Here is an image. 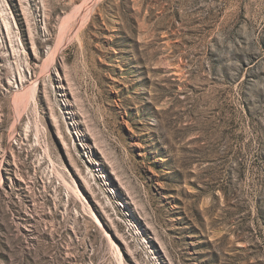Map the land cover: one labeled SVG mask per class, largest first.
I'll return each mask as SVG.
<instances>
[{
	"label": "rangeland",
	"instance_id": "rangeland-1",
	"mask_svg": "<svg viewBox=\"0 0 264 264\" xmlns=\"http://www.w3.org/2000/svg\"><path fill=\"white\" fill-rule=\"evenodd\" d=\"M0 264H264V0H0Z\"/></svg>",
	"mask_w": 264,
	"mask_h": 264
},
{
	"label": "bare ground",
	"instance_id": "bare-ground-1",
	"mask_svg": "<svg viewBox=\"0 0 264 264\" xmlns=\"http://www.w3.org/2000/svg\"><path fill=\"white\" fill-rule=\"evenodd\" d=\"M94 1H95V0H94ZM89 2H90V0H89ZM87 8H88V7H87ZM56 49H57V48H56ZM29 73H30V71H29ZM29 81H30V80H29ZM30 83H32V82H30ZM62 87H63V86H62ZM63 93H64V96H67L66 90L63 89ZM70 113L73 114V118H74V120H75V119H76V116H75L76 113L73 112V111H70ZM75 121H76V120H75ZM77 124H78V123H77ZM78 129H80L79 126H78ZM87 147H89V144H87Z\"/></svg>",
	"mask_w": 264,
	"mask_h": 264
}]
</instances>
